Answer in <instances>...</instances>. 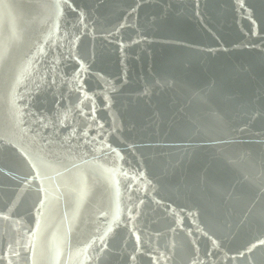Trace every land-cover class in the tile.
Listing matches in <instances>:
<instances>
[{
	"label": "water",
	"instance_id": "obj_1",
	"mask_svg": "<svg viewBox=\"0 0 264 264\" xmlns=\"http://www.w3.org/2000/svg\"><path fill=\"white\" fill-rule=\"evenodd\" d=\"M61 2L0 0V264H264V0Z\"/></svg>",
	"mask_w": 264,
	"mask_h": 264
},
{
	"label": "snow or ice",
	"instance_id": "obj_2",
	"mask_svg": "<svg viewBox=\"0 0 264 264\" xmlns=\"http://www.w3.org/2000/svg\"><path fill=\"white\" fill-rule=\"evenodd\" d=\"M63 3L67 4V0H63ZM241 6H243V5L241 4ZM51 8L54 10V12L56 14V17H57V25L56 26L58 28V26H59L58 25V20H59V17L62 15V2H61V0H52ZM80 23L83 24V13H81V21H80ZM85 27H87V25H85ZM17 39H18V37L13 33L8 38L0 40V62H2L6 58L8 50L15 43V41ZM80 67H81L82 70H86L85 66H84V64L82 62H81ZM79 75L80 74L77 73V76H79ZM85 99H88V97L85 96ZM92 111H93L92 119H95V116H94L95 109H93ZM61 123H63V121H61ZM47 126H48L47 124H43V127H47ZM100 127H103V125H100ZM72 135L73 136L76 135L75 130H73ZM83 135L87 136V131H85L83 133ZM33 139H35V137ZM93 139H96V138L93 137ZM86 142L87 143H91V141H86ZM75 166L76 165H73V167H75ZM33 167H35V165H33ZM41 204H43V201H41ZM11 212H12V208L8 209V213H4L3 211H0V218H2L3 220L10 219L9 213H11ZM37 224H39V221H37ZM33 236H35V233H33ZM261 243H264V241H261ZM253 247H255V245H253ZM13 255H18V253L13 252ZM9 264H11V262H9Z\"/></svg>",
	"mask_w": 264,
	"mask_h": 264
}]
</instances>
